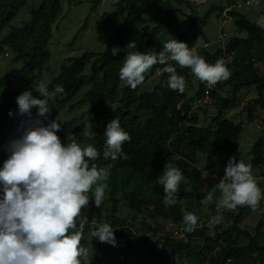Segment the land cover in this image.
Instances as JSON below:
<instances>
[{
    "label": "trees",
    "instance_id": "trees-1",
    "mask_svg": "<svg viewBox=\"0 0 264 264\" xmlns=\"http://www.w3.org/2000/svg\"><path fill=\"white\" fill-rule=\"evenodd\" d=\"M63 1L42 0L38 6L32 7L29 20L20 26L11 27L0 39V61L7 49L14 54L11 58L12 62L28 60L22 66L8 70L0 77V127L7 128L3 136L0 135V147L3 148L0 167L8 157L6 145L22 134V122L28 120V117L18 115L16 98L25 90H31L33 96L38 97L33 83L50 58L48 45L52 37V27L54 23L57 24L60 17ZM67 1L71 3L76 0ZM175 1L153 0L150 6L155 8L156 15L148 18L145 16L148 7L143 6L141 0H117L113 11L105 12L99 17L97 28L111 27V34L103 41L105 48L102 51H86L79 56L68 57L67 64H62L59 74L47 84L50 90L56 85L64 87L65 92L60 94V98L55 103L66 105L74 99L86 81L90 83V88L83 97L69 105V108L73 109L88 104L87 110L80 116L62 121L61 128L71 134L80 132L85 128L80 121L84 115L89 117V127L93 135L88 140V146L95 147L100 153V157L95 162L97 167H102L109 173L105 181L110 186L112 211H116L114 195L117 191L118 179L123 174V184L132 185L131 190L123 191V198L131 210L140 214L144 233L153 230L152 226L156 225L155 220L158 217L172 220L176 228L184 229L183 216L189 212L198 215L199 227L191 233L186 232L183 240H175L171 238V232L163 231V235L152 242L149 251L143 257L142 264H166L169 253H177L181 261L189 264H245L246 259L251 257L254 251L258 264H264V244L257 241L256 234H251L239 226L249 207H237L239 210L233 216L231 225L214 235H209L206 227L201 225L200 205L204 195L199 191V185L202 172L194 164L198 154L205 155L211 160L219 153L233 155L238 150L242 125L225 118L224 114L225 110L235 103L240 88L253 87L258 94L255 105L264 108V69L259 73L254 66L256 56L254 50L259 46L264 48V30L257 27L256 21L250 20L238 11L230 10L226 16L234 19L237 29L241 33L244 32L245 36L230 37L226 40L224 50L217 49L214 52L204 51L198 54L209 64H215L220 60L223 52L234 54L233 62L229 67L231 76L228 79L232 85L231 97L221 98L216 115L205 127L197 126V116L190 114L192 97L188 98L184 92L178 93L167 86V73L160 75V83L156 85L154 92L143 89L153 71L158 69L162 71L165 65L159 63L153 65L145 73L143 83L135 90L121 86L119 69L127 52L148 54L159 32L163 31L169 35L167 41L174 38L190 47L189 31L181 30L175 23V14H183L182 9L175 5ZM182 1L189 3L186 0ZM28 2V0H0V32L6 27L9 28L11 21ZM99 3L100 0H91L90 13L97 9ZM219 9L222 11L224 7L219 6ZM211 13L212 9L203 17L193 18L192 21L194 23L201 20L204 23ZM89 16L87 15L86 18ZM120 19L122 21L118 24ZM85 27L84 24L81 28ZM77 34L74 35V39L77 38ZM129 41L135 42V49H126ZM114 47L120 49L116 55H112ZM261 56L262 54L256 57L258 61L264 59V55ZM168 64L175 66L177 73L183 77L190 71L189 68H180L175 63ZM203 92L204 84L200 82L193 98L196 99ZM216 97L217 93L211 91L210 98L216 99ZM10 111L11 116H9ZM36 111V108L32 109L33 119L36 118ZM143 115H146L144 119L141 118ZM114 118L118 119L121 127L129 133L131 141L123 145V151L127 154L126 159L105 160L104 130L107 123ZM262 124L260 135L250 150L251 165L260 169H264V117ZM167 162L181 170L183 176L191 182L192 188L190 191H184L180 187L179 200L170 207L164 205L163 186L157 183V177L162 175ZM207 168H211V164ZM136 177L140 181L133 179ZM258 186L260 187L259 184ZM88 194L93 200L94 192L90 191ZM210 204L216 209L215 203ZM101 205L96 208L92 201L91 213L95 209L99 210ZM151 206L153 209L150 210ZM89 220L91 222V215ZM117 222L118 219L113 217L111 225L115 227ZM96 226L91 224L92 228ZM260 226L261 222L256 226V230H259ZM126 231L128 232V229L114 230L115 246L100 241L99 243L105 249L113 251L118 246L119 240L124 238ZM134 238V234L128 232L125 246L114 258L115 264H126L125 257L131 251L130 240ZM244 238L247 241L242 243ZM146 239L147 237L135 238L134 241L141 244ZM198 239L202 242L200 246L196 244ZM81 244L83 245L82 241ZM94 258V264H98V252L95 253Z\"/></svg>",
    "mask_w": 264,
    "mask_h": 264
},
{
    "label": "clouds",
    "instance_id": "clouds-1",
    "mask_svg": "<svg viewBox=\"0 0 264 264\" xmlns=\"http://www.w3.org/2000/svg\"><path fill=\"white\" fill-rule=\"evenodd\" d=\"M227 2L230 4V0ZM248 3L258 6L264 0H248ZM229 4L224 9L225 17L228 11L235 10H226ZM235 11L240 12V9ZM256 25L264 30V15L256 20ZM135 48L133 41L126 44V49ZM119 51L114 47L112 55ZM168 60L180 68H189L200 82L210 87L227 81L231 76L223 60L209 64L185 42L172 38L163 44L159 54L128 51L119 69L121 86L135 90L145 80V73L159 63L165 65L161 74H168L167 86L183 93L185 79L177 73L175 66L167 63ZM35 92L38 97L33 96L31 90H25L16 98L18 115L26 116L28 120L22 122V134L6 145L8 157L0 167V264H89L92 255L88 247L81 244L87 219H81L77 224V218L90 201L96 208L102 204L106 188L103 182L109 173L97 167L95 162L100 153L95 147L81 148L76 142H61L57 135L62 126L59 116L44 123L48 120L51 102L65 92L64 87L56 85L50 90L46 83L41 82ZM33 108L37 110L35 119L32 118ZM1 129L7 130L4 126ZM104 135L106 148L103 158L126 159L123 145L130 142L131 137L118 119L107 123ZM184 179L179 168L166 163L162 175L157 177V183L163 186L166 207L178 202L179 188ZM93 186L94 199L90 200L88 193ZM216 189L218 197L216 192L209 191L201 203H215L227 210L247 206L257 211L264 200V190L258 186L251 164L236 161L235 157L228 160ZM219 219L218 216L212 217L210 224H217ZM198 222L199 217L194 212L186 213L182 218L184 230L189 233L199 227ZM120 229L109 223H100L93 228L91 235L102 243L115 246L114 230Z\"/></svg>",
    "mask_w": 264,
    "mask_h": 264
},
{
    "label": "rangeland",
    "instance_id": "rangeland-1",
    "mask_svg": "<svg viewBox=\"0 0 264 264\" xmlns=\"http://www.w3.org/2000/svg\"><path fill=\"white\" fill-rule=\"evenodd\" d=\"M29 2L20 10L19 14L11 21V25L6 27L0 32V39L9 31L11 27L20 26L30 18V12L32 7H36L40 4L42 0H28ZM153 0H141L143 6H147V11L145 16L152 18L156 15L154 7L150 4ZM117 0H100V3L95 11L90 13L91 0H76L75 2L69 3L67 0L62 2V11L60 17L58 18L57 24L54 23L52 27V37L49 41L50 58L47 63L43 66L40 76L34 81V89L43 82L48 84L51 79L57 76L60 72V67L62 64H67L66 60L68 57L79 56L86 51H102L104 46V39L111 34V27L107 28H97L96 23L99 17L105 12H111L115 9V3ZM193 3V2H192ZM175 5L182 9L183 14H175V23L182 30L185 29L189 31V45L190 48L197 53H203L204 51L214 52L217 49L225 48L226 40L230 37H244V32H239L237 29L234 19L225 17L224 9L227 6V0H205L202 4H192L182 0H176ZM219 6L224 7L221 11ZM212 9V13L207 18L206 22L202 23L201 20H197L193 23V18L203 17L204 14ZM241 14L245 15L252 21H256L261 15H264V3L260 5L242 6L240 9ZM87 15H90L88 18ZM228 16V15H227ZM122 21L118 22V24ZM85 28H81L83 25ZM151 27V25H150ZM80 29V31H79ZM150 29V28H149ZM79 31V32H78ZM78 33V34H77ZM220 33H224V39L219 36ZM77 34V38L74 39V35ZM169 35L163 31L159 32L157 39L154 41L149 49V52H154L159 54L163 50V44L167 42ZM256 53L254 66L261 73L264 69V59L258 61L256 57L261 54L264 55V48L259 46L254 50ZM261 53V54H260ZM11 50L7 49V52L2 56L0 62V76L6 73L8 70L17 68L25 64L28 60L23 59L18 62H12L13 57ZM261 56V57H262ZM234 59V54L232 53ZM168 63H175L174 61L168 60ZM161 70H155L151 74L150 78L146 81L143 89L146 91L154 92L155 87L160 83ZM186 82L185 95L186 97H192L190 102V114L196 115L198 118L197 126L205 127L211 123V118L217 113V106L220 103L221 98L231 97L232 85L230 82L221 81L216 84V99L210 98V96L205 99L201 96V102L194 99L195 91L198 89L200 81L191 72L184 77ZM90 88L89 81H86L84 87L78 92L74 99L66 105H58L55 101L60 98L58 95L50 105V116L48 120L44 121L45 124L49 123L59 116L61 121H68L75 116H80L83 114L87 108L88 104L76 107L73 109L69 108L71 103L76 102L78 99L82 98L84 93ZM160 96V93H159ZM258 98L257 91L253 87H243L240 88L236 95L235 103L225 110V118L233 121L239 122L242 125V131L238 140V150L235 154L219 153L215 155L211 160L202 154H198L194 164L202 172V179L199 185V191L205 196L209 191L216 192L219 196V192L216 189V184L219 182L220 178L224 175V169L230 158L235 157L236 161L242 160L245 163H250V150L253 143L256 141L260 135V130L262 129V119L264 117V108L255 105V100ZM109 104V103H108ZM113 104V103H112ZM143 115L141 118H145ZM80 123H83L84 130L77 133L65 132L63 128L57 132L58 137L62 143H78L81 148L88 146L89 138L93 135L91 128L89 127V117L83 116ZM78 124H75L77 126ZM6 129H1L0 133H4ZM2 152V147H0V155ZM211 164V168L207 166ZM252 166V165H251ZM252 174L256 182L260 185V188L264 190V169L256 168L252 166ZM138 181V177L133 178ZM123 174L118 179L117 191L115 192L116 199V211H112L111 201H110V186L108 182L104 181L106 184L105 188V198L102 202L101 208L93 210L91 213L90 206L92 201L89 202L87 208L82 209L80 217L77 219L78 223L81 219H87V224L84 229V240H82L83 245L88 247L91 258L89 264H94V255L98 252V264H115L114 258L117 256L119 251L125 246V238L128 232L134 234L136 239H141L142 237H147V239L141 243H135V238L130 240L131 251L125 257L126 264H142L144 255L149 251L152 242L156 241L162 234L163 227L168 223L173 224L172 220L166 218L158 217L155 222L156 225L152 226V229L148 233L143 232V224L141 222L140 214L131 210L124 198L123 191L131 190L132 185L123 184ZM180 187L184 191H190L191 182L185 178ZM95 186H93L92 191H94ZM90 198V195H88ZM90 200H92L90 198ZM179 200V199H178ZM152 201V200H150ZM194 202V200H193ZM153 206L150 207V210ZM238 208L235 210H227L216 207L213 209L211 204L200 205V212L202 221L201 225H204L207 229L209 235H214L215 233L227 229L231 223L233 216L238 212ZM91 215V222H89V216ZM220 217L219 222L215 225L210 224V219L212 217ZM113 217L118 219L115 227H121L123 229H128L125 232L124 238H121L118 242V246L113 251L105 249L97 239L91 235L93 228L91 224L99 225L100 223H109L113 221ZM261 222L259 230H256V226ZM174 225V224H173ZM242 229L249 231L251 234L257 235V241L260 244H264V200L260 203V208L257 211L251 209L246 210V213L239 224ZM162 227V228H161ZM247 240L244 238L242 243ZM201 240H196V244L201 245ZM255 251L251 257L246 259L245 264H258V260L255 256ZM178 254L169 253L166 259V264H189L188 262L181 261L178 258ZM205 264V263H202Z\"/></svg>",
    "mask_w": 264,
    "mask_h": 264
},
{
    "label": "built area",
    "instance_id": "built-area-1",
    "mask_svg": "<svg viewBox=\"0 0 264 264\" xmlns=\"http://www.w3.org/2000/svg\"><path fill=\"white\" fill-rule=\"evenodd\" d=\"M191 2H193L194 4L198 5L204 2V0H190ZM242 6H250V4L248 3V0H230V4L229 7L226 10H230V9H241ZM219 36L222 38V40L224 39L225 34L224 33H220ZM224 50V48H223ZM220 60H223L224 63L227 65V67L229 68L231 63L233 62V57H232V52H223V56ZM204 84V92L202 94V97L207 99L210 96V92L211 91H216V85L215 86H209L206 83ZM196 100L201 102V97H197ZM163 230L165 232H171V238L175 239V240H183L186 237V231L183 228H176L173 224L168 223L167 225H165L163 227ZM163 235V233L161 234ZM230 260L227 261V263H229ZM209 264V263H206Z\"/></svg>",
    "mask_w": 264,
    "mask_h": 264
}]
</instances>
